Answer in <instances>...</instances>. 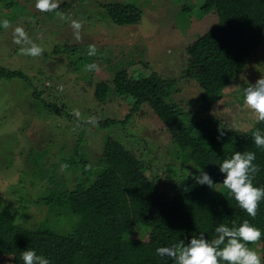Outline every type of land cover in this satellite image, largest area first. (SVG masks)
<instances>
[{
    "label": "trees",
    "instance_id": "trees-1",
    "mask_svg": "<svg viewBox=\"0 0 264 264\" xmlns=\"http://www.w3.org/2000/svg\"><path fill=\"white\" fill-rule=\"evenodd\" d=\"M35 1L25 0L26 3L22 4L19 0H0V21L7 20L8 24L17 21L24 14L23 10L26 14L29 5ZM56 1L63 2L61 7H70L77 20L85 18V6L88 5L100 12L104 25H109L108 22L119 27L137 25L142 18V11L133 2L139 0H79V7L67 4V0ZM144 1L147 5L150 3V0ZM179 2L182 4L179 12L181 22L186 24L189 19L212 15L217 19L216 24L188 45L186 61L176 77L160 76L139 64L145 74L139 73L135 78L133 66L136 60L131 58L127 68L132 75L123 73L130 80L129 86L118 87L106 81L96 85L93 97L97 102L104 103L112 96L124 100L129 112L121 120L108 117L83 120V112L72 105L69 107L71 102L64 99L65 95H58L56 85H44V81L53 78L45 69L38 70V77L29 78L20 70L0 65V81L15 80L23 85L24 88L20 86L19 89H23L24 94L29 93L35 117L47 115L53 117V123L66 119L68 126L65 131L78 133L73 145L63 144L57 153L52 146L48 152L37 151L33 158V152L29 150L26 164H30V169L22 173L17 185L8 187L4 195H0V199L19 195L17 201L20 204L17 211H13L9 203L1 206L0 257L10 259L11 264H23L21 253L30 248L45 255L52 264H173L170 257H161L156 250L171 248L181 241L187 243L200 234L212 237L220 223L230 225L246 219L264 230V201L259 203L254 218L248 216L220 184L224 176L219 171L220 162L234 152L254 151V163L260 167L254 184L264 187V150L257 149L251 141L252 131L256 127L264 128V122L257 124V119L252 120V128L241 132L215 114L186 112L175 100L182 81L193 80L204 90L211 75L223 64L225 66L233 54L243 58L240 68L231 77V82H241L235 93L242 99L243 89L249 83L242 82L241 72L264 46V0ZM3 10L10 11V14L4 16ZM3 28L0 27V32ZM90 45H72L65 41L54 45L49 57L65 56L69 62L67 67L81 72L100 60L90 53L83 55ZM256 62L264 66V57ZM119 63L123 67L122 62ZM56 94L58 97L55 99H44L45 95ZM144 106L149 107L164 125L181 163L180 171L174 165H165L162 171L165 177L171 176L181 184L160 217L149 211L103 157L92 156L86 147L90 136L115 126L125 127ZM31 123L37 125L31 121L26 125L30 127ZM26 140L28 143V138ZM27 143L20 146V137L16 134L11 139L0 137V174L10 172L15 158L13 153L18 147L24 150ZM152 151L148 148V152ZM140 165L144 174L159 171V163L154 157L148 161L140 159ZM203 170L213 179L211 187L195 181ZM150 175L145 176L146 181L148 185L155 186L156 181ZM23 185L30 187L36 197L26 196L28 190ZM30 205L44 208L45 215L37 221L38 226L27 224ZM249 247L262 252L264 258V236Z\"/></svg>",
    "mask_w": 264,
    "mask_h": 264
},
{
    "label": "rangeland",
    "instance_id": "rangeland-1",
    "mask_svg": "<svg viewBox=\"0 0 264 264\" xmlns=\"http://www.w3.org/2000/svg\"><path fill=\"white\" fill-rule=\"evenodd\" d=\"M19 1L22 4L26 3L25 0ZM72 1L67 0L66 3L78 7L81 4L79 0ZM90 1L108 2L109 0ZM119 1L123 0H110L109 2ZM56 2L59 6L63 4V2ZM133 2L138 4L137 6L142 11L141 21L137 25L124 27L113 26L109 22L110 26L104 25V19L100 12L89 5L85 6V18L77 20V16L70 7L60 6L54 11L41 12L35 7L36 1L32 2L26 10V14L23 10L24 16L22 15L17 21L8 24V27L3 28L0 32V65L20 70L29 78L38 77V70L45 69L47 74L52 75L53 78L49 81L45 79L44 85L46 86L47 83L56 85L58 95H65L64 99L68 98V102H71L68 103V106L72 105L73 108L83 112L81 114L83 120L90 117L121 120L128 114L129 107L124 100L116 96H112L104 103L97 102L93 97L96 85L106 81L118 87L129 86L130 80L123 73H126L127 76L132 75L130 68H127L131 58L136 60L134 61L135 66H133L135 78L139 73L145 74L142 73L144 70L140 65L147 71L160 76L176 77L182 64L186 61L188 45L213 27L217 21L216 17L207 15L200 19L197 17V19H189L186 24L184 21L181 22L179 12L182 4L179 0H150L148 5L144 0ZM2 12L4 16L10 14L8 10ZM74 20L81 24V28L78 30L79 39H77V30L72 27ZM17 28L23 29L31 43L23 40L19 44L16 43V40L20 38L16 33ZM65 41L80 46L91 44L83 52V55L94 49V54L91 55L100 58L95 62L96 67L93 72L88 69H83L81 72L69 69L67 67L69 62L65 56L49 57L54 45ZM31 44H35L41 49L39 56H29L23 53L22 49L30 47ZM263 55L264 46L262 51L252 58L245 66L244 71L241 72L242 82L255 84L258 79L264 76V66L258 65L256 62L258 59L261 60ZM242 61L243 58L233 54L226 65L223 64L224 67L218 68L211 75L204 90H201L193 80L182 81V86L175 98L176 102L180 103L186 112L215 114L241 132L251 129L253 121L257 117L235 93L241 82H231L233 73L240 68ZM119 62H122L121 66L123 67H120ZM125 68L127 71H123ZM20 86L23 87L15 80L0 81V137L11 139L16 134L20 137V146L26 144V138H28L27 146L24 148L25 152L18 147L13 153L15 158L10 172L0 174L1 196L4 195L8 187L17 185L22 173L30 169V164H26L29 150H32L33 158L37 151L48 152L49 147L52 146L57 153L63 144L73 145L78 134L76 131L71 133L65 131L68 126L66 119L56 120V123H53V117L49 118L47 115L35 117L33 115L35 108L30 95L28 92L24 94L23 89L20 91ZM58 95H45L44 99L50 101ZM30 121L37 125L31 123V126L28 127L26 123ZM111 129L90 136V142L86 147L92 156L103 157L121 179L134 190L149 211L160 217L181 184L177 179L163 175L165 165H174L176 170H181L178 153L175 152V146L164 125L149 107L144 106L133 115L131 122L125 127L115 126ZM43 142L44 145H41ZM148 148H152L153 151L148 152ZM153 157L159 163V171L141 173L140 159L148 161ZM189 170L192 171L190 168ZM189 170H187L188 173ZM148 174H152L149 177L156 181L155 186L148 185L145 178ZM23 186L28 190L26 196L36 197V193L30 187ZM14 196L2 197L0 210L2 204L9 203L10 208L17 211L20 208L17 201L19 195ZM44 215V208L30 205L27 224L38 226L37 221L43 219ZM256 251L259 254L262 253ZM0 264H11V260L0 257Z\"/></svg>",
    "mask_w": 264,
    "mask_h": 264
},
{
    "label": "clouds",
    "instance_id": "clouds-1",
    "mask_svg": "<svg viewBox=\"0 0 264 264\" xmlns=\"http://www.w3.org/2000/svg\"><path fill=\"white\" fill-rule=\"evenodd\" d=\"M35 7L41 12L54 11L59 7L56 0H36ZM8 21H0V27L7 28ZM73 29L78 30L81 24L72 21ZM16 33L20 37L16 43L22 40L28 43V38L22 28H17ZM25 55L39 56L41 49L31 44L30 47L22 49ZM94 49L90 54H94ZM96 65H88L89 70ZM242 101L248 109L257 117V124L264 122V76L255 84H248L243 89ZM251 141L257 149L264 150V128L256 127L251 133ZM254 151H236L231 156L223 159L219 164V171L224 178L222 184L227 189L229 197L234 199L238 206L250 217L257 215V208L264 201V187L256 186L254 179L260 171ZM195 181L200 185L211 187L214 182L212 177L201 171ZM264 236V230L255 227L249 220L220 223L216 226L214 235L208 237L200 234L192 237L187 243L181 241L179 245L161 247L156 250L161 257H170L173 264H264V258L257 251L249 247L252 242L258 241ZM23 264H52L51 260L43 254H38L35 249L27 248L22 251Z\"/></svg>",
    "mask_w": 264,
    "mask_h": 264
}]
</instances>
